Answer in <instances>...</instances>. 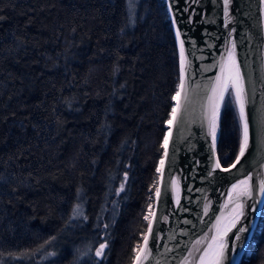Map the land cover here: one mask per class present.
<instances>
[{
	"label": "trees",
	"instance_id": "obj_1",
	"mask_svg": "<svg viewBox=\"0 0 264 264\" xmlns=\"http://www.w3.org/2000/svg\"><path fill=\"white\" fill-rule=\"evenodd\" d=\"M177 86L165 0H0V264H132ZM239 264H264V204Z\"/></svg>",
	"mask_w": 264,
	"mask_h": 264
},
{
	"label": "water",
	"instance_id": "obj_2",
	"mask_svg": "<svg viewBox=\"0 0 264 264\" xmlns=\"http://www.w3.org/2000/svg\"><path fill=\"white\" fill-rule=\"evenodd\" d=\"M165 4L177 49L178 84L180 41L177 31L184 41L187 75L179 101V116L174 125L168 123L164 137V141L168 137V145L165 149L163 142L161 160L165 164L159 166L157 183L161 195L159 200L154 197L149 218L152 232L148 233L147 226L145 233L149 235L152 255L144 264H185L186 260L189 264H199L200 255L211 242L217 219L221 218V230L231 222L229 213L235 207L233 185L251 177L252 197H241L244 215L239 223L246 231L240 233L235 243L232 241L235 230L228 233L223 261V264H239L264 204V194L259 191V182L264 180V0H229L227 17L224 0H175L174 3L165 0ZM231 42L236 45V61L247 93L249 146L236 168L231 165L239 150L229 165H221L229 171H221L215 167V162L219 159L217 142L223 104L214 148L204 114L212 83L220 74L218 62ZM176 105L174 99L172 109ZM236 109L238 112L237 106ZM171 182L178 183V193L173 191ZM229 196L233 197L231 201ZM136 255L132 264H136Z\"/></svg>",
	"mask_w": 264,
	"mask_h": 264
},
{
	"label": "snow or ice",
	"instance_id": "obj_3",
	"mask_svg": "<svg viewBox=\"0 0 264 264\" xmlns=\"http://www.w3.org/2000/svg\"><path fill=\"white\" fill-rule=\"evenodd\" d=\"M174 3L175 0H172ZM131 5V0H130ZM229 0H224V15L227 17ZM171 8V5H169ZM230 22V21H229ZM180 32H176L177 39L180 41V81L178 84V91L175 94L174 99L177 100V105L172 109V118L168 121L169 125H174L179 116L180 109V98L184 94L185 90V79L187 75V60L185 57L184 41L180 39ZM218 67L220 74L216 76L215 81L212 83L210 92L211 95L207 97V106L206 112L204 114V119L207 121L208 133L212 138L213 148L215 147L217 129L219 126V116L221 105L225 101L226 95L230 98L229 103L232 102L234 98L235 105L238 108L239 113V123L241 128V141L239 147V154L236 157L235 163L231 165L232 168H236L237 164L240 163L241 157L245 155V152L249 146V123L248 118L245 112V105L247 103V93L244 85V78L241 74L240 66L236 61V45L234 42H231V47L226 51L225 55L220 57L218 62ZM168 137L165 138L164 147L167 149ZM167 152H165V155ZM161 166L165 164V161L162 159L160 161ZM215 167L220 168L221 171H229L227 168H221L219 159L215 162ZM160 171V169H158ZM173 191H179V186L177 182H171ZM121 190H123V185H121ZM259 191L264 194V180L259 182ZM233 192L235 193V207L232 208L229 215L231 216V222L223 230L219 227L221 223V218H218L216 224L213 226L214 234L210 238V243L207 244L202 255L199 257V264H223L225 259L226 249L228 248L227 236L229 232L234 231L232 236V241L235 243L240 239V233L246 231V228L243 224H240V218L244 215V205L241 201V197H252V184L251 177L247 180H242L239 184L233 185ZM157 199L159 200L161 192L157 188L155 193ZM233 199L232 196H229V200ZM176 203L179 204V196L177 195ZM227 208L228 205L225 204ZM151 209V205H149ZM239 209V211H237ZM207 211V208L205 209ZM80 211L77 207L73 210V215H79ZM154 215V213H153ZM145 220H149L147 215L144 216ZM239 225V226H238ZM107 227V225H105ZM152 232V221L149 220L148 223V233ZM149 235L143 237V245H138V251L135 258L136 264H144L145 261L149 259L152 255L151 249L148 247ZM197 244L200 241L196 242ZM106 242H102L99 245V248L96 250L95 254L97 257L103 255L104 249L106 248ZM191 255V253H189ZM185 264H189L186 260Z\"/></svg>",
	"mask_w": 264,
	"mask_h": 264
}]
</instances>
